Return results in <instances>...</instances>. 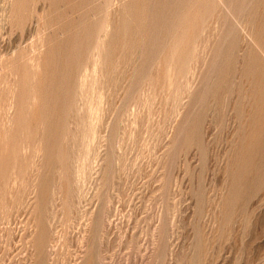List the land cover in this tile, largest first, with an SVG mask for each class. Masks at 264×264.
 <instances>
[{
    "label": "rangeland",
    "instance_id": "374dc122",
    "mask_svg": "<svg viewBox=\"0 0 264 264\" xmlns=\"http://www.w3.org/2000/svg\"><path fill=\"white\" fill-rule=\"evenodd\" d=\"M0 264H264V0H0Z\"/></svg>",
    "mask_w": 264,
    "mask_h": 264
}]
</instances>
